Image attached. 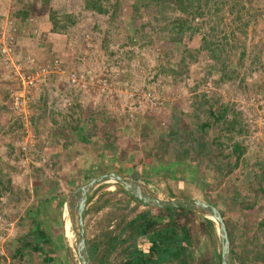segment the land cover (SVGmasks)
I'll return each mask as SVG.
<instances>
[{
    "label": "rangeland",
    "instance_id": "rangeland-1",
    "mask_svg": "<svg viewBox=\"0 0 264 264\" xmlns=\"http://www.w3.org/2000/svg\"><path fill=\"white\" fill-rule=\"evenodd\" d=\"M8 1L7 3L9 4L10 1ZM55 1L58 2L59 0H52L51 5L56 4ZM124 1L119 16V22L126 25L131 22V13L129 9V1ZM228 6L229 4H226L222 7L224 9V12L222 13L223 25L219 24L217 30L219 35L231 33L235 37L234 40L226 38L230 45L235 43V48L231 50L230 54H227L225 60L226 63L224 62L227 65L228 70H234L235 74L231 81H223L222 84L217 83L219 76V72L217 71L219 67L217 66L220 64V61L215 63V61L208 58L205 52L196 56L195 62L187 66L185 73L176 75L179 72L177 66L180 57L184 55L185 60H189L187 59L188 53L183 54L184 50L195 49L199 45V35H193L192 39L190 38L191 41L184 39L183 43L180 45L175 43L170 45L163 43L154 45L150 49H142L141 51H139L135 45H126L123 46V51L128 53L130 59L114 61L115 59H108L107 53L101 49V45L98 46V41L101 40L102 37V31L105 29V18L82 13L85 18L75 27L76 30L74 29L75 35L78 36V39L75 37V40L72 41V43H69L68 46L65 44L62 45V43L58 46L59 51L65 50L64 52L66 53L67 51L70 55H74L75 52L77 54L79 51L80 58L84 59V61L81 62V65L79 63L78 68L75 67L77 63L74 64L71 61L66 63V61L62 60L63 65L64 62L66 64L68 73L88 72L84 86L80 90H75L72 87L69 88L64 80V76L60 74H57V79H55L53 83H50L52 79L49 78V81L46 79L50 75L46 78L42 77L43 79H38L35 86L28 91L26 106V112L28 115H17L12 113L9 109L10 100L8 96L11 90L16 89L18 85H15L13 82L15 80L8 74V69L6 71L5 68H7V66L3 65L2 68L0 67L2 70L0 75V148L3 147L6 149V146L11 144L13 156L15 158H22L23 156L24 158H27L26 161H28L29 164L31 157L36 158L37 151L41 154L40 152L44 149L43 147L39 149L41 144L47 145L50 143L51 138H53L48 135L50 130L49 126L46 124V122H48V116L50 115H42V109L39 112L35 110L37 99H42V97H46V109H50V112L53 114V117L51 114V117L49 118H55L58 124L62 122L64 115L71 117L77 115L79 112L80 116H82L83 113L85 117L86 111L89 110L95 112L91 118H96V121L100 123V129L103 130L102 136H107L106 138L108 139H116V133H120L119 126L117 125L120 122L118 120L120 117L122 118L121 121L125 124L133 122L134 125H138L141 121H144L141 120L142 117H145L144 119L153 117L156 121L152 120L154 123L150 128L154 129L157 134L162 131L163 135H167L171 122L173 121L171 119L172 110L170 111V109L182 105V108L187 111L189 103H191L190 89L195 88V93L203 94L211 99L218 97L216 98L219 100L218 104L223 103L228 106L229 110L226 111L227 115L224 117L225 123L224 126L222 125V129L225 128V124L228 123L229 120L234 121L233 132L225 133L224 131H219L220 134L218 137H227V142L233 138L235 141L239 142L242 147H245V151L241 157L242 160L239 161V164H236L229 173L231 174L229 183H231V181L236 183L239 180V177L240 179L252 177V180L255 181L253 179V171L256 174L259 173V163L257 161H260L264 165V141L262 139L264 138V120L262 119L264 118L261 117V115L264 117V0H241L240 8L237 6L240 10V19L239 21L234 22H231V20L235 16V13H229ZM29 7L31 17L38 19L40 21L39 26L41 27L43 19L40 20L38 14H42V18H46L47 12L45 10H48L47 5L41 4L40 1L32 0ZM79 10L80 9H77L76 12H80ZM9 15H11V10H8L7 16ZM3 17L4 14L1 13L0 18ZM145 19V16H142L140 19L137 18L133 21H136L135 23L138 24L141 21H145ZM44 23L46 25L45 21ZM244 23L245 32L244 35L241 36L238 29L239 27L241 28ZM96 27L97 29L93 30ZM99 30H101V32ZM87 35H89L90 46H92V48L83 46L82 37ZM21 36L22 35L18 36V45L22 40L26 41L25 37ZM50 37L53 36L50 35ZM122 37L124 39L128 37L127 33H121L117 40L121 41ZM40 38L45 40L42 41L43 43H46L45 37L41 36ZM53 43L54 42L51 41L49 44L40 45L41 41H39V44L36 43L38 46L32 47L29 45L30 42L27 39L25 44H27L26 48L29 46L28 50L32 51L31 55L36 60V64L50 65L55 59L61 61L60 59L63 58V55H59L61 56L60 58L56 55V52H51L54 53L53 56L47 59V57L44 56L45 54H43L44 51L41 53L37 47L44 48L46 46V48L51 49L49 45H52ZM79 43L80 46H78ZM55 45L57 46L56 43H54V46ZM241 46L243 47L244 55L239 60ZM19 49H21V45H19ZM38 54L40 55L38 56ZM191 54L193 55L194 52ZM40 59L43 60L41 63L39 62ZM186 61H184V63ZM86 64H88L87 69L85 66ZM164 67H170L172 71L165 74L159 73L162 72ZM124 74H128L127 79H123L122 76ZM104 79H108V83L106 84V87L101 88L99 84L101 83V80ZM143 94L145 98L141 97ZM147 94L153 98L156 106L153 107L147 103ZM216 108L217 106L213 105V112ZM234 111H238V114ZM105 117H107V120ZM226 117H228V119ZM79 118L81 120V117ZM188 118L191 119L190 117ZM193 120L194 119H191L190 122H193ZM185 121L187 120L185 119ZM173 125L174 124H172V127L175 128ZM190 127L191 125H189L185 131H191ZM175 129L176 131L180 130L179 127H176ZM239 129L244 133H240ZM178 135L180 137L177 138L181 139L184 137L181 133ZM2 139L5 140L3 141ZM156 139V137H153L152 140L147 141L146 138H143V143L141 142V147L144 148L141 152L143 157L146 156L147 151L151 149V146L154 143L153 141ZM119 140L124 139L117 137L115 142H118ZM119 142L121 145L124 143L122 141ZM135 142L136 141H134L133 144ZM133 144L129 145L131 149L134 147ZM138 145L139 141L135 144V148H139ZM23 150H25V152L21 156ZM17 165L20 167L19 163H17ZM30 172L32 174V170H25V167H23L21 171L20 168H18L17 175L20 178L18 180L25 179L24 177L30 174ZM13 173L15 175V172ZM94 175L96 176V174H91L87 178H93ZM42 179L45 183L50 182V180H55L57 182L60 180L59 177H54L50 172H45ZM150 179L152 180L154 178ZM146 181H138V184H143L144 188L155 193L160 199H168V195H172V190L168 187L169 181L167 178H158L155 182ZM82 184L84 183L80 182L75 184L77 186L64 189L63 192L69 195L77 190L76 187H79ZM260 184L264 185V182L262 181ZM230 186L233 187L232 184ZM109 187H112V189L109 190ZM117 189L121 190L120 187L111 186L110 183H106L89 192V195L91 196H87L88 198L85 202L81 219L84 242L86 241L89 244L92 241H97L102 233L114 231L117 219H114L113 217L108 225H105V222L109 220L105 219L108 214H114L117 211V209H113L114 207H111L110 205L115 200L121 198V195L114 193ZM260 189L259 187L253 188L252 190L245 189L248 195L246 199H250L252 195V201L259 194H262L264 197V190L259 192ZM228 190H231V188H228ZM209 193L210 194H204V196L206 195V197H210L215 201L216 194L212 192ZM14 194L15 192L13 191V195ZM8 195L9 196L6 198L4 196L0 197V214H3L4 216L9 215L8 200L11 198L9 191ZM193 197L199 199L200 195H193L190 198ZM210 198L209 201H211ZM199 200L203 199L200 198ZM103 201L104 206L95 209L96 206L103 205ZM74 204L75 203L73 202V210ZM131 209L133 210L128 214ZM143 210V207L137 206L134 208V206L129 203L127 207L121 208V211H125L121 212V214L127 215L126 219H130L133 215H136ZM263 218L260 217L256 220L260 221ZM0 220V241L6 242L15 239L17 219L14 215L12 217L9 216L8 219L4 221L0 217ZM8 222H14L15 232L13 231V234L3 236L2 234L4 232H2L1 228H4V225ZM64 222L62 223L64 224ZM70 226V237L67 238V236H64V242L62 245L69 250H73L72 247L75 244L76 237L71 224ZM245 226L246 224L244 223V227ZM244 227L239 228L240 232L251 230L249 227H247V229ZM236 229L237 228L235 227L234 230L236 231ZM61 231L64 233V229ZM192 231H195V229L192 228ZM5 238H7V240H4ZM72 256H74V253L71 254V257L69 256L70 262L76 264L77 262ZM115 262L116 261L111 260V264Z\"/></svg>",
    "mask_w": 264,
    "mask_h": 264
},
{
    "label": "crops",
    "instance_id": "crops-1",
    "mask_svg": "<svg viewBox=\"0 0 264 264\" xmlns=\"http://www.w3.org/2000/svg\"><path fill=\"white\" fill-rule=\"evenodd\" d=\"M7 1L0 0V14L5 15L8 12L9 4ZM42 16V14H38L39 19H43L41 27L39 26L40 21L31 17V24L25 29L24 33L26 41L22 40L19 43L21 49H19L18 44L15 45L14 52L23 55V58L29 57L32 56V51L28 50L29 46L26 48L27 39L32 47L38 46L36 43L39 44V41H41L40 45H46L52 41L57 46H54L53 43L49 45L51 49L46 48V46L37 48L41 53L44 51L43 54L47 59L53 56L54 53L51 52H56L58 56L63 55V58L60 59L61 63H63L62 60L66 63L71 61L74 64L77 63L75 67L78 68L79 63L81 65V62L84 61L83 58L80 59L79 51L77 54L75 52L74 55H70L67 51L65 53V50L59 51L58 46L61 43L67 46L69 43L65 41L64 37L54 35L50 37L51 33H49L44 23L46 18H42ZM2 24L3 22L0 21V25ZM41 36L45 37L46 43L42 42L45 40H42ZM73 37L78 39L77 35ZM80 43L78 46H80ZM59 57L61 58V56ZM40 61L43 60L40 59ZM2 66L3 62H0V67L2 68ZM63 66L66 68L65 62ZM85 66L87 69L88 64ZM5 69L7 71V68ZM49 78L52 79L50 83H53L57 79V74H51L46 78L47 81H49ZM171 110L172 112H178L179 119L176 122L175 120L171 122L167 135H163L162 131L157 134L154 129L150 128L155 120L153 117L147 119L142 117L141 120L144 121H141L140 125H134L133 122L125 124L120 117L118 118L120 122L117 124L120 133H116V139H108L107 136H102L103 130L100 129V123L96 121V118H91L95 112L87 110L85 117L83 113L80 116V130L76 129L72 134L67 135L65 141L57 138L58 142H55L51 138L49 144H41L39 149L42 147L44 149L40 152L41 154L37 151L36 158L31 157L30 164L22 154V158L13 156L11 144L6 146V149L1 147L0 197L4 196L6 198L9 196L8 191L11 194V198L8 200L9 215L7 216L12 217L14 215L17 219V230L15 239L6 242L0 241V264H72L69 256L71 257V252L74 253L73 250H69L62 245L63 238L66 236L61 231L64 229L62 223L64 222L63 205L67 197V194L63 191L83 182L84 184L76 187L78 189L97 176L104 174L114 175L120 179L133 182L146 180V182H155L158 178H167L169 181L168 187L172 190V195H168V199H194L207 203L220 214L222 223L224 222L227 227L233 225L234 228H237L236 231L234 230L235 236L241 234L245 238L251 236L258 222L256 219L264 217V214H261L264 213V197L259 194L251 201V195V198L247 200L248 195L245 189L252 190L259 187L263 191L264 185L257 184V181H253L252 177L246 179H240L239 177L236 183L232 181L229 183L231 175L229 173L242 160V155L236 158L232 149L235 145H239V142L233 138L227 142V137H218L219 131H223L222 125L224 123L222 121H225V118L214 123L211 118L195 112L196 110L191 103L188 106L189 111L184 110L182 105H178L177 108ZM194 115L201 118L195 120ZM188 117L194 119L193 122H190L191 119ZM226 118L228 119V117ZM105 119L107 120V117ZM69 120V116L64 115L62 122L58 125H66ZM88 123L92 127L91 129ZM91 123H93V126ZM203 123L208 125L200 127ZM172 124L175 128L179 127L180 130H173L171 128ZM189 125H191V131H185ZM90 130H92V134H87V131ZM231 131L233 132V130ZM179 133L184 136L183 139L177 138L180 137ZM117 137L124 139L119 140L124 142L123 145L119 141L115 142ZM153 137L157 139L153 141L151 149L143 157L141 152L144 148L141 147V142L143 143V138L149 141ZM134 141L136 142L133 144ZM138 141L139 148H135ZM130 144L134 145L132 149L129 147ZM17 163L20 164V167ZM23 167H25V170H32V174L30 172L31 175L28 174L24 177L25 179L18 180L20 178L17 175V170L20 168L21 171ZM13 172H15V175ZM45 172H50L54 177H59V182L50 180V182L45 183V181H42ZM91 174H96V176L94 175L93 178L88 179L87 177ZM150 178L154 179L151 180ZM231 184L233 187L230 186ZM228 188H231V190H228ZM13 191L16 194H14L15 196ZM205 191L215 193V201L210 197H206V195L204 196V194H210ZM193 195H200L203 200L195 197L190 198ZM209 198L211 201H209ZM7 216L0 214L3 221L8 219ZM244 223L246 224L245 227ZM240 227L245 229L249 227L251 230L240 232ZM4 240H7V238Z\"/></svg>",
    "mask_w": 264,
    "mask_h": 264
},
{
    "label": "trees",
    "instance_id": "trees-1",
    "mask_svg": "<svg viewBox=\"0 0 264 264\" xmlns=\"http://www.w3.org/2000/svg\"><path fill=\"white\" fill-rule=\"evenodd\" d=\"M9 1L8 8L12 11L11 16L15 21L17 20L16 22L21 28L25 27L30 16L29 5L32 0ZM37 1L47 5L48 10H45L47 20L45 22L49 33L57 37H64L67 43L75 40L73 37L75 36V27L85 18L82 13L91 16H106L105 29L102 31L101 37V49L107 53L108 59H115L114 61L130 59L128 53L123 51V46L126 45H135L141 51L163 43L180 45L184 39L189 41L193 35H199V45L195 49L184 50L183 54L188 53L187 59L189 60L186 61L184 55L180 57L177 66L179 72L176 75L185 73L187 66L195 62L196 56L204 52L215 63L220 61L217 66L219 67L217 69L219 72L218 84H222L223 81H231L235 74L234 70L229 71L225 64L227 54H230L231 50L235 48V43L230 45L226 38L234 40L235 37L231 33L219 35L217 27L219 24L223 25L222 13L224 9L222 7L226 4H229V13H235L231 22L239 21L240 10L237 6H240L241 0H127L129 1L131 22L126 25L119 22L124 0H59L55 1L54 5H51L52 0ZM77 9H80L81 13H77ZM142 16H145V21L138 24L133 21ZM96 29L97 27L93 30ZM99 31L101 32V30ZM124 31L128 37L125 39L122 37V40L118 41L117 38ZM238 32L241 36L244 35L245 23L241 28L239 27ZM240 48L239 60L244 55L243 47ZM192 52H194L193 55ZM2 61L3 59L0 57V62ZM184 61L186 62L184 63ZM39 62L41 63V61ZM61 66L64 68L63 63ZM171 71L170 67H164L159 73L165 74ZM122 77L127 79L128 74H124ZM190 93L191 105L198 114H204L214 123L224 119L227 115L228 106L223 103L218 104L219 100L216 99L218 97L211 99L203 94L195 93V88L190 89ZM45 104L46 97L37 99L35 110L39 112L42 109V115H50L46 122L50 130L48 135L53 137L55 142H58V139L65 141L67 135L72 134L76 129L80 130L78 127L79 112L76 113V116H69L70 120L66 125H58L55 118H49L52 113L50 109H46ZM213 105L217 106L214 112ZM177 114L171 112V119L175 122L179 119ZM194 119L197 120L200 117L194 115ZM207 125L203 123L200 127ZM225 125L222 130L225 133L231 132L234 121L229 120ZM88 126L90 129L92 128L89 123ZM171 128L175 130V128ZM239 132L244 133L241 132V129ZM89 133L92 134V130L87 131V134ZM232 149L236 158L245 151V147H242L241 144L235 145ZM257 162L259 163V173L256 174L253 171V179L255 182L258 180L257 184H260L262 181L264 182V165L260 161ZM114 193L121 195L120 199L110 204L117 211L114 214H108L105 219L109 220L105 222V225H108L113 217L117 219L114 231L102 233L97 241H92L89 244L85 241L87 255L93 264H111V260L116 261L113 264H218L217 237L209 221L182 209L148 208L123 190L117 189ZM129 203L134 208L141 206L144 210L133 215L130 219H126L127 215L121 214V212H125L121 211V208L127 207ZM103 206L104 201L103 205L96 206L95 209ZM132 210H129L128 214ZM223 224L233 264H264V219L256 223L254 232L248 238L242 234L235 236L234 226L227 227L224 222ZM192 228L195 231H192ZM138 238H144L148 244L145 254L136 249Z\"/></svg>",
    "mask_w": 264,
    "mask_h": 264
},
{
    "label": "water",
    "instance_id": "water-1",
    "mask_svg": "<svg viewBox=\"0 0 264 264\" xmlns=\"http://www.w3.org/2000/svg\"><path fill=\"white\" fill-rule=\"evenodd\" d=\"M106 183H110L111 186L120 187L121 190L128 193V195H130L133 199L148 208L182 209L192 212L209 221L213 226L219 246L218 264H232L224 224L222 223L220 214L211 205L194 199H160L155 193L144 188L143 184L126 181L110 174H104L92 179V181L67 195L64 202V216L67 217L69 224L72 225L76 237L75 244L72 249L75 253L74 257L78 264H91L84 245L81 223L86 198L92 189ZM73 202L75 203L74 210L72 209Z\"/></svg>",
    "mask_w": 264,
    "mask_h": 264
},
{
    "label": "built area",
    "instance_id": "built-area-1",
    "mask_svg": "<svg viewBox=\"0 0 264 264\" xmlns=\"http://www.w3.org/2000/svg\"><path fill=\"white\" fill-rule=\"evenodd\" d=\"M22 33L23 30L20 28L15 19L10 15H6L3 19V24L0 26V57L3 59V64L7 66L8 74L15 80L13 82L15 85H18L16 89L11 90L9 93V109L12 113L26 116L28 115L26 112L27 94L28 91L35 86L38 79L47 77L53 73L60 74L64 76V80L69 88L72 87L75 90H80L83 88L85 78L88 74L65 73L64 68L60 65V61L57 59L52 61L50 65H37L35 62L36 60L31 56L23 58L15 55L13 47L17 42L18 36ZM87 38L88 36H86V39ZM86 46L88 47V44ZM107 80H101L99 86L101 88L106 87V84L108 83ZM141 97L145 98L144 94ZM146 100L150 106H156L153 98L148 94L146 96ZM261 117L264 118L262 115ZM262 139L264 141V138ZM24 152L25 150H23L21 154ZM1 229L2 232H4L2 234L3 236L13 234L15 232L14 222H8L4 225V228ZM146 245L147 242L145 239H138L136 242V249L146 252Z\"/></svg>",
    "mask_w": 264,
    "mask_h": 264
},
{
    "label": "clouds",
    "instance_id": "clouds-1",
    "mask_svg": "<svg viewBox=\"0 0 264 264\" xmlns=\"http://www.w3.org/2000/svg\"><path fill=\"white\" fill-rule=\"evenodd\" d=\"M6 15H8V12L4 15V17L6 16ZM11 16V15H10ZM4 17L3 18H0V21H2L3 22V19H4ZM96 17H99V16H96ZM101 17V16H100ZM103 18H107L106 16L105 17H103ZM17 21V20H16ZM27 21H28V23H26V25H25V27H23V28H21L22 30H23V33L21 34L22 36H24V33H25V29L31 24L30 22L32 21V18H31V15L28 17V19H27ZM18 23V22H17ZM18 25H19V23H18ZM1 26V25H0ZM125 32V31H124ZM123 33V32H122ZM88 36V38L86 39V36H84V37H82V43H83V46H86L87 44H88V47H90V48H92V46H90V38H89V35H87ZM43 40V39H42ZM17 43V42H16ZM16 45V44H15ZM14 45V46H15ZM101 45V40H99L98 41V46H100ZM94 47V46H93ZM14 48V47H13ZM90 48H88V49H90ZM14 51V50H13ZM14 54L15 55H17V56H20V57H23V55L21 56V55H19L18 53H15L14 52ZM80 59H82V58H80ZM3 62V61H2ZM52 63V62H51ZM50 63V64H51ZM4 66H6L5 64H3ZM60 65H61V61H60ZM64 69H65V71H67L68 69H66L65 67H64ZM73 73H75V72H73ZM80 73H85V72H76V74H80ZM86 75L88 74V72H86L85 73ZM80 127V126H79ZM79 129H81V127L79 128ZM138 239H144V238H138ZM137 239V240H138ZM146 241V240H145ZM137 242V241H136ZM136 246V245H135ZM147 246H148V244L146 245V248H147ZM229 249V248H228ZM138 250V249H137ZM138 251H140V250H138ZM140 252H142V253H146L147 252V249H146V252H143V251H140Z\"/></svg>",
    "mask_w": 264,
    "mask_h": 264
},
{
    "label": "bare ground",
    "instance_id": "bare-ground-1",
    "mask_svg": "<svg viewBox=\"0 0 264 264\" xmlns=\"http://www.w3.org/2000/svg\"><path fill=\"white\" fill-rule=\"evenodd\" d=\"M110 189L109 190H111L112 189V187H109ZM112 192V191H111ZM72 216V215H71ZM75 216V215H74ZM64 234H66V236H67V238L68 237H70V224H69V221L67 220V217H65L64 216ZM72 254V253H71ZM73 257V256H72Z\"/></svg>",
    "mask_w": 264,
    "mask_h": 264
},
{
    "label": "flooded vegetation",
    "instance_id": "flooded-vegetation-1",
    "mask_svg": "<svg viewBox=\"0 0 264 264\" xmlns=\"http://www.w3.org/2000/svg\"><path fill=\"white\" fill-rule=\"evenodd\" d=\"M89 258V257H88ZM90 260V259H89ZM90 263H91V260H90ZM92 264V263H91Z\"/></svg>",
    "mask_w": 264,
    "mask_h": 264
}]
</instances>
